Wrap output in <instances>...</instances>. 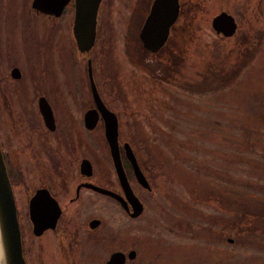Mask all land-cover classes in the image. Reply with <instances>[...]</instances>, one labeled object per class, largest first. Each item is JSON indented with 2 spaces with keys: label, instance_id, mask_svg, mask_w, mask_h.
<instances>
[{
  "label": "rangeland",
  "instance_id": "rangeland-1",
  "mask_svg": "<svg viewBox=\"0 0 264 264\" xmlns=\"http://www.w3.org/2000/svg\"><path fill=\"white\" fill-rule=\"evenodd\" d=\"M100 1L94 82L151 182L138 186L141 219L125 222L110 208L111 227L124 224L116 232L136 248L125 264H264V0H180L158 52L135 39L150 0ZM219 9L237 20L229 35L211 28ZM77 53L62 45L44 66L59 79L54 109L92 104L88 57ZM90 131L87 142L100 144Z\"/></svg>",
  "mask_w": 264,
  "mask_h": 264
},
{
  "label": "flooded vegetation",
  "instance_id": "flooded-vegetation-1",
  "mask_svg": "<svg viewBox=\"0 0 264 264\" xmlns=\"http://www.w3.org/2000/svg\"><path fill=\"white\" fill-rule=\"evenodd\" d=\"M31 1L0 0V152L13 193L24 262L105 264L111 252L120 250L124 255L122 264H125L134 258L136 248L124 246V237H119L116 232L126 231L124 224L118 229L111 227L110 208L125 222L141 219L145 204L139 187L149 190L150 177L132 146L130 138L133 137L128 126L123 129L117 113L103 98L105 106L116 115V151L123 178L122 173L116 172L101 115L98 114L90 128L82 119L86 108L94 106L93 99L85 110L83 106L54 109L50 104L51 88H59V79L43 75L44 66L52 60V54L58 58L62 45H70L74 54L77 53L71 32L74 0H65L56 13L40 9ZM150 2L146 5V13ZM247 2L249 4L250 0ZM178 8L179 15L180 0ZM171 25L163 43L156 50L145 47L146 50L158 52L165 48ZM60 27L64 29L62 33ZM139 27L135 39L144 46L139 38ZM90 49L80 54L91 61ZM33 65L42 67L40 73L32 74L30 68ZM86 77L89 86L87 71ZM91 77L94 82L92 66ZM40 97L50 106L51 117L47 122L38 107ZM34 100L36 105L33 107L31 101ZM94 128L100 144L87 142V133ZM127 151L129 156L133 155L148 187L138 181ZM33 176H37L38 182L34 183ZM123 180L128 183L133 196L125 194ZM14 189H21L25 194L21 203ZM104 189L111 190L114 195ZM33 196L37 197L33 199ZM134 197L138 198L142 209L132 215L131 211L138 205ZM130 249L134 252L129 256ZM52 250L55 251L54 263L50 260Z\"/></svg>",
  "mask_w": 264,
  "mask_h": 264
},
{
  "label": "water",
  "instance_id": "water-1",
  "mask_svg": "<svg viewBox=\"0 0 264 264\" xmlns=\"http://www.w3.org/2000/svg\"><path fill=\"white\" fill-rule=\"evenodd\" d=\"M65 0H32L31 3L42 8L47 12L56 13L59 11ZM74 16L72 19L71 32L74 37L75 45L77 50L82 52L88 50L93 43L95 38V20H96V9L99 4V0H74ZM179 0H151L148 11L143 18V22L139 27V38L142 44L151 50H156L165 39L168 28L172 22L176 20L179 12ZM211 28L217 32H221L223 35H229L236 29V22L234 17L226 10H220L211 17ZM87 75L89 77V88L91 98L93 99V105L86 108L83 113L82 119L87 128L92 127L98 114L103 119V130L104 136L108 143L109 151H111L113 162L115 163L116 172L119 175L123 172L120 170V162H118L117 155V140H116V124L117 119L115 112L105 106L102 98H100L97 88L94 85L93 78L91 77V66L90 59L87 60ZM38 107L43 112L45 122L51 117V111L49 103L44 98H38ZM47 116V117H46ZM129 148V147H128ZM128 154V151H127ZM129 156V154H128ZM134 172L138 181L143 185L147 186L149 183L145 180L142 171L137 166L133 155L129 156ZM121 171V172H120ZM124 192L128 196H133L131 189L123 180ZM108 193L114 195L109 189H104ZM39 193V191H38ZM37 194V192H36ZM35 194V195H36ZM37 196H33L34 199ZM135 198V202L138 204L134 206L131 211L132 215L137 214L142 209V204ZM32 199V200H33ZM133 203V202H132ZM135 203V204H136ZM53 216V215H52ZM0 245L2 248L4 264H25L20 242V233L16 217V209L11 189V184L6 172V167L0 152ZM133 249H130L128 255H132ZM123 252L120 250L113 251L108 256L105 264H122Z\"/></svg>",
  "mask_w": 264,
  "mask_h": 264
},
{
  "label": "bare ground",
  "instance_id": "bare-ground-1",
  "mask_svg": "<svg viewBox=\"0 0 264 264\" xmlns=\"http://www.w3.org/2000/svg\"><path fill=\"white\" fill-rule=\"evenodd\" d=\"M0 264H4L1 245H0Z\"/></svg>",
  "mask_w": 264,
  "mask_h": 264
}]
</instances>
